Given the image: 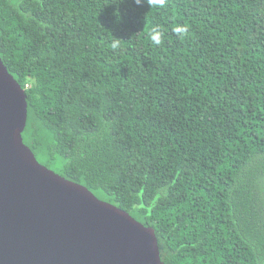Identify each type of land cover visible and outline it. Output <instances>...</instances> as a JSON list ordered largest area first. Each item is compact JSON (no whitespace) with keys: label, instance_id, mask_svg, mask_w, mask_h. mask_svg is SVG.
Listing matches in <instances>:
<instances>
[{"label":"trees","instance_id":"1","mask_svg":"<svg viewBox=\"0 0 264 264\" xmlns=\"http://www.w3.org/2000/svg\"><path fill=\"white\" fill-rule=\"evenodd\" d=\"M0 59L38 163L152 228L162 264H264V0H0Z\"/></svg>","mask_w":264,"mask_h":264},{"label":"water","instance_id":"2","mask_svg":"<svg viewBox=\"0 0 264 264\" xmlns=\"http://www.w3.org/2000/svg\"><path fill=\"white\" fill-rule=\"evenodd\" d=\"M26 121L0 59V264H162L152 228L38 163Z\"/></svg>","mask_w":264,"mask_h":264},{"label":"clouds","instance_id":"3","mask_svg":"<svg viewBox=\"0 0 264 264\" xmlns=\"http://www.w3.org/2000/svg\"><path fill=\"white\" fill-rule=\"evenodd\" d=\"M165 0H151V6H162ZM137 5H141L142 3H146L149 6V0H135ZM174 33L180 39H183L187 34V26L186 25H176L173 28ZM164 32L159 27H154L150 30L148 38L151 43L155 46H160L163 43ZM112 48H119V38L112 43Z\"/></svg>","mask_w":264,"mask_h":264},{"label":"rangeland","instance_id":"4","mask_svg":"<svg viewBox=\"0 0 264 264\" xmlns=\"http://www.w3.org/2000/svg\"><path fill=\"white\" fill-rule=\"evenodd\" d=\"M263 182H264V180H263Z\"/></svg>","mask_w":264,"mask_h":264}]
</instances>
